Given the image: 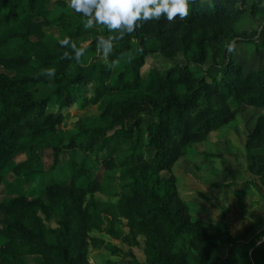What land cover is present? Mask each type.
<instances>
[{
    "label": "trees",
    "instance_id": "trees-1",
    "mask_svg": "<svg viewBox=\"0 0 264 264\" xmlns=\"http://www.w3.org/2000/svg\"><path fill=\"white\" fill-rule=\"evenodd\" d=\"M50 2L0 0V47L10 38L22 43L16 52L0 49V65L13 72H0V183L17 153L28 156L12 172L28 181L47 175L38 169L43 149L52 151L51 169L68 152L61 163L63 181L44 183L35 197L21 193L0 201V264H93L88 248L103 244L93 231L127 246L142 242V260L125 253L134 264H219L215 255L224 245L222 264H264V228L237 242L226 226L200 223L180 197L174 176L161 175L193 143L233 121L242 106L264 107V68L244 74L232 50L224 65L217 61L223 44L239 36L241 20L264 16L263 0H194L186 19L143 24L115 42L107 59H94L96 42L112 33L100 25L85 29L87 18L74 10L51 19ZM50 25L63 35L47 45L43 28ZM84 35L92 38L81 44ZM32 36L37 40L30 41ZM65 38L86 49L79 62L70 45H61ZM125 53L130 76L121 72L111 84V64ZM154 53L168 60L181 53L186 62L150 69L143 77L145 59ZM210 54L219 74L208 67L196 77L188 63L202 64ZM48 68L55 69L51 78L41 75ZM75 103H98L100 115L95 124L79 119L78 131L65 139L57 131L61 110ZM146 117H152L148 124ZM146 148L153 150L152 162ZM256 149L264 151V112L245 141L249 154ZM247 168L259 178L264 195V152L251 154Z\"/></svg>",
    "mask_w": 264,
    "mask_h": 264
},
{
    "label": "rangeland",
    "instance_id": "rangeland-1",
    "mask_svg": "<svg viewBox=\"0 0 264 264\" xmlns=\"http://www.w3.org/2000/svg\"><path fill=\"white\" fill-rule=\"evenodd\" d=\"M55 0H51L53 9L51 19L57 17L61 12L71 13L67 0L65 6L54 5ZM250 1V0H248ZM264 3V0H263ZM45 36L43 42L47 45L56 42L63 34L59 27L55 25L43 28ZM237 31L239 36L223 44L220 56L217 58L218 66H222L228 59V50L231 48L232 57L242 67L244 74L264 68V47L256 48L255 43L264 42V16L247 18L241 20ZM92 38L91 35H84L79 39V43L86 44ZM37 40L30 37V41ZM21 42L17 39H7L2 43V51H18ZM101 57L97 52L94 59ZM129 53L120 56L111 64L110 83L116 84L118 74L123 72L124 77L130 76L128 67ZM186 60L181 53L174 59L168 60L161 55L154 53L146 57L141 68L143 77L150 69L162 71L176 63H185ZM213 57L208 55L202 64L188 63L189 69L196 77L205 75L208 67H213L216 74H219V67L212 64ZM213 65V66H212ZM0 72L12 75L13 72L6 70L0 65ZM85 93L89 97L92 95V87L87 86ZM101 106L88 104L80 107L75 103L63 108V122L57 126V131L65 137L66 134L76 133V122L79 119L95 124L100 115ZM50 110L58 109L55 103L49 107ZM264 112V107L254 108L242 106L236 114L235 119L226 126L211 132L208 137L199 143H193L173 165L170 171H162L161 175L168 177L173 175L179 190L180 197L185 201L188 211L200 223L207 225L215 223L226 226L237 242H245L253 239L255 235L264 228V195L263 187L257 176H253L248 171V163L251 154H260L263 150L256 149L249 154L245 150L247 134L254 127L257 117ZM152 121V117L145 118V124ZM145 157L148 161H153V150L146 148ZM28 154L17 153L8 164L6 172L0 183V201L18 194H25L29 197L39 195L44 183H54L64 180L65 170L63 163L68 158V152L64 150L59 158V165L51 169L52 151L49 148L41 151L42 161L38 166L41 171H47L46 177L38 175L28 181L18 180L13 174V167L24 160ZM102 167L100 166L96 174L100 178ZM100 199L105 200L102 194H97ZM116 196L111 197V201H116ZM1 225V214H0ZM123 227V226H122ZM92 237L103 240L101 246H90L88 248V259L93 264H107L113 261L120 264H134L132 257L125 254L132 251L138 260L143 259V243L136 246H127L121 240L114 239L109 235L93 231ZM227 251V246H221L216 252V262L222 264V258Z\"/></svg>",
    "mask_w": 264,
    "mask_h": 264
},
{
    "label": "clouds",
    "instance_id": "clouds-1",
    "mask_svg": "<svg viewBox=\"0 0 264 264\" xmlns=\"http://www.w3.org/2000/svg\"><path fill=\"white\" fill-rule=\"evenodd\" d=\"M67 3L68 7L87 18L84 21L85 29L100 25L112 33L107 37H98L96 42L97 51L102 58L107 59L115 42L132 34L143 24L163 18L168 22L186 19L190 15L194 0H67ZM60 43L62 46L70 45L77 62L86 52L84 47H77L69 38L61 40ZM64 55L67 58L69 54ZM41 75L51 78L55 75V69H44Z\"/></svg>",
    "mask_w": 264,
    "mask_h": 264
}]
</instances>
